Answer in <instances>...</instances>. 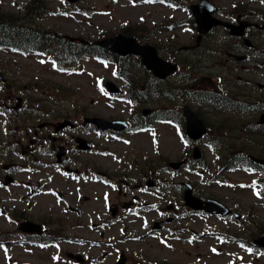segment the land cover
Returning <instances> with one entry per match:
<instances>
[{
  "label": "rangeland",
  "instance_id": "374dc122",
  "mask_svg": "<svg viewBox=\"0 0 264 264\" xmlns=\"http://www.w3.org/2000/svg\"><path fill=\"white\" fill-rule=\"evenodd\" d=\"M32 1L0 0V12L7 16L25 18V7ZM41 1L48 10L39 15L37 20L34 19L32 27L64 38L95 42L101 34L121 33L124 24L132 25L136 29L131 34L140 44L156 47L164 60L172 61V55L175 56L179 69L175 76L168 79V85L186 68L179 63L185 60L195 68L190 76V90L223 89L239 102L248 101L250 77L232 73L221 65L225 63L223 51L230 45V41L216 34L208 38V45L194 52L183 49L190 45L185 24L187 13L181 8L185 7L184 0H176L175 6L168 5L164 0H78L77 3L38 0ZM218 1L225 6L230 3V0ZM30 21L27 19L24 22L26 24ZM166 24L170 25L169 29L162 30L161 27ZM173 36L175 40H172ZM59 50L57 42L44 46L41 53L30 56L0 49V141L6 142L7 134L22 126L14 122L9 113L17 104L30 110L43 111L44 114L31 118L28 125H25L36 130L40 121H49V116L60 114L73 117L84 113L87 117H116L132 123L130 112L133 106L98 87L100 82L110 80L121 89L122 94L128 91L126 83L116 77L114 64L88 56L69 62L70 71L61 72L51 61ZM126 65L128 71L138 79L144 76V69L136 57H128ZM256 78L258 82L264 83L263 79ZM185 105L211 125L213 132L210 140L216 136L226 139L228 133L232 132L228 141L237 153L243 148L264 152V138L251 135V115L213 110L188 98L172 101L159 98L158 101L149 102L146 107L178 113ZM80 120L73 122L80 123ZM223 122L234 128L230 132L226 128L223 134H218L216 128ZM180 134L179 126L155 122L150 129L127 136V141H111L97 132L90 135L96 152L82 155L79 163L93 164L102 172L132 162L144 169L150 159L153 162L158 160L155 176L159 198H153L151 204L161 210V213H155L145 208L137 217L112 220L107 207L112 205L114 197L106 196L111 202L104 204L101 200H95L97 213L92 220L96 223L94 231L88 236L94 245H83L75 249L89 257L91 264H114L119 251L128 257V264H264V253L249 246V241L264 227V192L258 196L249 187L259 181L262 175L239 166L221 170L219 153L201 144L198 145L203 153L204 165L188 167L187 164L176 173L161 170L165 159L166 165L167 162L189 157L191 148ZM105 150L111 155H107ZM6 158L5 154H0V164ZM13 162L25 164L17 156H14ZM16 170L15 178L18 182L27 179L21 169ZM181 182H189L198 198L216 199L236 210L243 219L236 221L189 214L183 205V190L179 186ZM23 193L21 185L8 190L0 189V264H69L63 255V251L68 249L67 245L54 244L45 248L32 246L18 230L23 213L26 212ZM43 201L49 206L57 203L56 199ZM168 205L175 208L173 214L178 217L177 221L167 225L159 234L151 233L147 225L170 214L166 211ZM36 216L37 212L33 213V219ZM102 221H111L114 225L111 229H105L100 223ZM77 236L82 238L81 235Z\"/></svg>",
  "mask_w": 264,
  "mask_h": 264
},
{
  "label": "flooded vegetation",
  "instance_id": "af4514ba",
  "mask_svg": "<svg viewBox=\"0 0 264 264\" xmlns=\"http://www.w3.org/2000/svg\"><path fill=\"white\" fill-rule=\"evenodd\" d=\"M201 1L187 0L186 32L190 45L184 47V50L194 52L199 47L208 45V38L216 34L230 41V45L223 51L225 63L221 65L232 73L250 77L248 104L251 108L250 115L253 117L251 134L264 137V125L259 121V116L264 114V83L256 80V77L264 80V0H230L227 6L218 0H208L214 6L213 16L220 22L208 33L200 35L191 16L190 7L197 6ZM187 65L188 72L195 71L189 62ZM10 111L12 120L22 126L16 127L6 142L0 141V146L2 145L7 154L19 153L25 164L14 163V157L8 156L5 162L0 164V189L22 186V200L26 203L22 221L36 223L41 229L40 234L23 233L28 243L63 244L69 249L65 250V253L69 251L80 254L75 249L89 243L88 236L95 228L92 220L97 213L95 200L102 201L104 194L114 197L112 205L107 208L112 220L137 217L145 208L161 213L157 206L151 204L153 198H159L156 191L158 180L155 176L157 159L154 162L151 159L147 161V168L144 169L132 162L102 172L93 164L79 163L82 155H90L96 151L95 144L89 138L95 132L94 127L82 124L84 116L52 115L49 116V121L38 124V130L28 127V131H25V124H28L31 118L44 114L43 111L30 110L18 104ZM156 114L155 109H151L147 116H143L140 110L139 113L135 110L130 117L131 125L127 123L122 132H106L101 135L111 141L123 140L126 135L141 130L143 124L149 126ZM79 119L81 123L73 122ZM60 121H69L72 124L56 131ZM78 138L90 143L89 151H80L77 148L75 141ZM58 153L61 154V160L57 157ZM108 154L111 155L109 152ZM257 158L264 159V156L260 154ZM256 166L264 169V166ZM16 169H22L27 179L18 182L14 178L18 172ZM5 175L13 178L7 187L3 186L1 181ZM45 199H56L57 203L49 206L43 201ZM108 202H111L110 198ZM171 209L172 214L165 217L170 222L162 223L159 233L163 232L167 225L177 221L178 217L173 214L175 208ZM36 212V219H33L32 215ZM187 212L194 216L205 215L202 212ZM113 225L114 223L103 224L102 228L111 229ZM81 255L84 264H90L89 257ZM125 257V263L128 264V257ZM68 261L76 264L75 260Z\"/></svg>",
  "mask_w": 264,
  "mask_h": 264
},
{
  "label": "water",
  "instance_id": "95a60500",
  "mask_svg": "<svg viewBox=\"0 0 264 264\" xmlns=\"http://www.w3.org/2000/svg\"><path fill=\"white\" fill-rule=\"evenodd\" d=\"M69 1L72 3L75 2L76 0H69ZM203 6H207V5L203 4ZM193 10H194V17L196 18V23L199 25L200 29L203 28L207 30L212 26L210 22L211 18L209 16L211 11H209L208 9H206L207 11L205 9H203L204 11L200 9L199 12L197 8H193ZM70 40L73 41V39ZM97 45L121 57L129 54H134L136 56H139L145 68L148 71H151L154 74V76H156L161 80L165 79L167 76L171 75L176 70L175 65L163 61L157 56V51L155 50V48L150 46H141L137 44L135 39L130 37H125L123 35H116L112 38L98 42ZM104 87L110 93L116 94L118 92V88L109 81L104 84ZM147 112H148L147 110L143 111L144 114H146ZM183 115L186 120V130H185L186 135L191 140L197 141L202 136L205 135L207 128L204 125V123L196 116L194 112H192L188 107H184ZM263 119L262 122H264ZM85 122L95 124L100 131H106V130L122 131L125 128V123L119 120L107 122L102 119L93 118L90 120H85ZM63 126L64 124L60 125V128H62ZM78 143H80L79 148L82 149H84L85 148L84 146L87 145L83 140H78ZM192 157L196 161L200 160L201 152L197 147L193 149ZM183 163L184 162L170 163L169 167L174 170H178ZM9 182L10 180H7L5 184H8ZM184 186L186 187L184 191L185 206L195 211L202 210L205 211L206 213H211L214 215L220 214L223 217L228 216V214L230 213V210L226 206H224L223 204H221L216 200L208 199L207 201L202 202L200 199L195 198L192 195L191 185L188 183H184ZM235 217L237 219L240 218L238 215H235ZM27 225L29 224L22 223L20 225L22 231L27 230L26 229V227H28ZM154 228H153L154 231L158 230L156 226ZM253 243L259 247L264 248V233H262L257 240L253 241ZM76 258L80 259V256H76ZM122 260L123 259H121L117 264H122Z\"/></svg>",
  "mask_w": 264,
  "mask_h": 264
},
{
  "label": "trees",
  "instance_id": "16d2710c",
  "mask_svg": "<svg viewBox=\"0 0 264 264\" xmlns=\"http://www.w3.org/2000/svg\"><path fill=\"white\" fill-rule=\"evenodd\" d=\"M44 10L45 7L36 3L35 0L30 3L28 7L25 8V18L15 17L13 15L7 16L0 12V49H10L14 52L28 55L33 52H38L42 46H47L50 44L52 45L54 44V42H57L60 45L61 49L57 52L56 56H54V60L55 62H57L56 64L58 65V67L62 69L64 68L65 64L63 60H65L67 57L66 51H70L72 53V48L68 46V43L65 41L64 37H60L53 33L43 32L36 27H32L33 24L31 21L34 22V19L37 20L39 18V15L43 14ZM27 19L32 20L25 24L24 21H26ZM133 29L134 27L126 25L122 31L125 34H131L129 32ZM119 66L121 68L118 72L119 78L130 82L132 93L135 96L140 93L143 94L142 92L144 91H141L139 89V82L136 83L134 78L130 76V74L127 72L126 68H124L123 65L120 64ZM187 77L189 76L180 77L181 80L179 81V83L173 86L174 91L181 90L182 97L185 98L187 96L190 97L192 100L209 105L212 104L225 107L233 106V103H225L224 105H220L219 100H222V98L216 96L214 93L200 92L196 94L197 91H194L195 93L187 92L186 90L182 91L183 84H187ZM153 81L155 82V80ZM167 90L168 89H166V87H164L163 89L160 88L158 91H154L152 94L154 96L162 98H169V96L172 98L177 97V95H174L173 90ZM223 128H225V125L223 126ZM209 140L210 139L208 138L205 139L206 143L212 149H215L220 153L221 167H248L246 163H241V161H238V159H236L237 157H234V155H232L230 151H227L226 145L224 144L222 138L218 137L212 142H210Z\"/></svg>",
  "mask_w": 264,
  "mask_h": 264
}]
</instances>
